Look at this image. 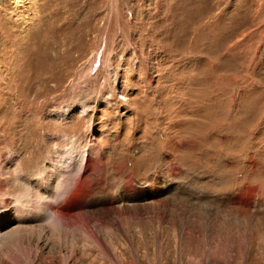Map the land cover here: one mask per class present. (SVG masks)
Here are the masks:
<instances>
[{"label": "rangeland", "instance_id": "obj_1", "mask_svg": "<svg viewBox=\"0 0 264 264\" xmlns=\"http://www.w3.org/2000/svg\"><path fill=\"white\" fill-rule=\"evenodd\" d=\"M0 264H264V0H0Z\"/></svg>", "mask_w": 264, "mask_h": 264}, {"label": "bare ground", "instance_id": "obj_2", "mask_svg": "<svg viewBox=\"0 0 264 264\" xmlns=\"http://www.w3.org/2000/svg\"><path fill=\"white\" fill-rule=\"evenodd\" d=\"M55 215L57 216V218L58 219H60L63 223H66V218H65V216H62V214L60 213V211H58V212H55ZM89 222V221H88ZM70 223V222H69ZM87 223V222H86ZM85 223V224H86ZM71 224V223H70ZM87 224H90V223H87ZM87 226V225H86ZM87 228V227H86Z\"/></svg>", "mask_w": 264, "mask_h": 264}]
</instances>
